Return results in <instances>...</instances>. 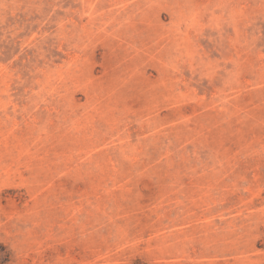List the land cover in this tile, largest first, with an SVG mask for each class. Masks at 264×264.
Here are the masks:
<instances>
[{
	"label": "rangeland",
	"instance_id": "rangeland-1",
	"mask_svg": "<svg viewBox=\"0 0 264 264\" xmlns=\"http://www.w3.org/2000/svg\"><path fill=\"white\" fill-rule=\"evenodd\" d=\"M0 264H264V0H0Z\"/></svg>",
	"mask_w": 264,
	"mask_h": 264
}]
</instances>
